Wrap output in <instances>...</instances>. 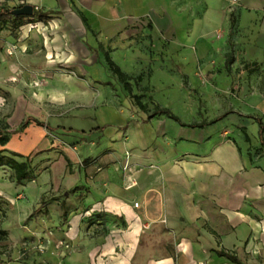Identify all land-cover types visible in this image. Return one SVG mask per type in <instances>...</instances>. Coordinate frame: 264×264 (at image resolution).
<instances>
[{"label": "crops", "instance_id": "crops-1", "mask_svg": "<svg viewBox=\"0 0 264 264\" xmlns=\"http://www.w3.org/2000/svg\"><path fill=\"white\" fill-rule=\"evenodd\" d=\"M40 1L43 8L38 10L46 13L48 19L57 16L55 22L61 24L62 30L61 34L56 30L54 42H48L47 37H44L45 50L50 54L54 51L70 54L69 59L77 69L87 68L101 60V51L107 67L105 56L108 54L130 76L131 70L141 69L140 55L144 63H149L152 60L151 53L157 55L162 50L168 56L167 63L172 62L171 57L178 56L175 61L183 71L195 70L199 64L203 70L220 71L221 85L228 81L238 88L236 95L231 97V111L205 114L201 120L192 122H186L178 116L185 124L219 118L213 123L190 127L167 116L180 127L203 135L210 131L230 135L232 141L226 139L221 144L216 143L218 140L199 142L187 136L176 148L178 153L189 154L179 162L182 173L175 174L177 167L172 164L162 188L149 185L132 192L123 188L128 180H122L115 173L90 179L83 174L75 180H62L53 176L51 183L55 196L73 186L87 189L86 195L78 197L81 190H77L70 196L73 206L70 211L73 248L63 262L264 264V93L259 92V88H264V0H240L234 12H230L227 0ZM134 20L148 25L142 32L146 37L141 43H132L129 40L132 33L124 30ZM81 27L90 33L94 43L87 40L80 42L77 50L66 47L68 50L64 51V45H72L73 41L85 36L84 33L79 36ZM95 30L101 31L99 37L118 39V42L109 48L99 42L95 44ZM8 36L5 44L18 45L19 39L15 33ZM140 47L146 53L141 54ZM158 61H161L159 57ZM148 67L153 69L152 65ZM138 76L143 78L142 74L136 78ZM18 108L23 110L22 107ZM244 108L248 109L247 112H243ZM82 114L83 117H90L87 112ZM159 116L165 115L159 114L141 122L148 123ZM226 120H230L232 125H225ZM259 121L263 125V141L260 139ZM96 128L99 126L93 124L77 130L84 135ZM79 142L76 141V144ZM11 145L9 139L1 148L19 153ZM65 155L71 162L78 154L74 152V157L67 153ZM93 166L96 165L93 163ZM53 167L50 166V172ZM51 183L37 182L36 179L23 181L18 193L24 192L28 197L40 196L46 192L48 185L51 187ZM53 202L58 203L60 209L67 205L68 199L48 203V210ZM134 202H138L139 207H135ZM91 213H104L105 217L134 215L126 218L127 233L132 231V227L137 231L147 225L148 220L151 225L165 221L166 227L179 239V242L173 243L171 238L172 245L177 246V261L169 245L151 256L136 258V242L129 240L126 234H120V227H111L103 240L91 242L84 235L86 228L83 222L85 216ZM225 254L230 255L231 259Z\"/></svg>", "mask_w": 264, "mask_h": 264}, {"label": "rangeland", "instance_id": "rangeland-1", "mask_svg": "<svg viewBox=\"0 0 264 264\" xmlns=\"http://www.w3.org/2000/svg\"><path fill=\"white\" fill-rule=\"evenodd\" d=\"M227 2L230 12H234L240 0ZM26 3L36 5L40 10L43 8L40 0H3L0 1V9H14ZM55 18L57 16L49 19L0 17V131L8 133L11 146L16 147L19 153L30 155L31 172L37 182L51 183L53 176L75 180L83 174L90 179L115 173L122 180H128L123 188L132 192L149 185L162 188L172 164L177 167L175 174L182 173L179 162L189 154L178 153L176 148L187 136L199 142L218 140L216 143L221 144L226 139L232 141L230 135L215 131L203 135L180 127L166 115L155 117L148 123L141 122L156 104L168 107L186 122L201 120L205 114L231 111V97L236 95L238 88L228 81L221 85L220 71L203 70L199 64L195 70L183 71L181 65L176 64L178 56L171 57L172 62L167 63V54L160 50V54L151 53L149 63H144L140 55L141 69L130 71V93L111 74L102 60L101 51V60L79 69L71 63L70 54L47 52L43 45L44 37L48 42H54L56 30L62 33L61 24H56ZM147 27L140 20H134L124 30L132 33L129 39L132 43H141L146 37L142 32ZM79 31V36L84 33L86 38L82 36L72 45H64V51L66 47L76 49L80 42L87 40L94 43L87 30L81 27ZM13 33L19 40L17 53L10 56L5 53V43L8 35ZM100 34V30H95V44L99 42L109 48L118 42V39H103ZM40 37L43 39L41 42ZM139 52L143 54L146 50L140 47ZM150 65L153 69L148 67ZM138 74L143 76L141 81H136ZM259 89L264 93V88ZM133 95L139 97L145 110L136 104ZM18 107L29 114H24ZM247 110L244 108L243 112ZM85 112L89 113V118L83 117ZM28 116L54 129L37 125L32 120L20 127L21 121ZM127 123L128 128L123 130L121 127ZM93 124L102 129L96 128L84 135L77 130ZM224 124L232 125L230 120ZM78 140L80 142L76 144ZM74 152L78 155L70 162L65 153L74 157ZM50 166H54L51 172ZM9 175L8 167H0V264H65L63 259L73 248L70 196L77 190H81L78 197L86 195L87 189L73 186L55 196L51 183V187L48 185L40 196L28 197L24 192L18 193L21 184L12 181ZM62 198L68 199L64 208L59 209L58 203L53 202L47 209L48 203L60 202ZM42 200L47 203L40 207ZM133 216L88 214L83 219L86 224L84 235L97 243L103 240L111 227H120V234H126L129 240L136 242V258L151 256L169 245L177 261V246L172 242L177 243L179 239L166 227L165 221L151 225L148 220L140 230L135 231L132 227V231L127 233L126 218Z\"/></svg>", "mask_w": 264, "mask_h": 264}, {"label": "trees", "instance_id": "trees-1", "mask_svg": "<svg viewBox=\"0 0 264 264\" xmlns=\"http://www.w3.org/2000/svg\"><path fill=\"white\" fill-rule=\"evenodd\" d=\"M32 16H37L41 19H48V15L46 13H43L41 11H39L38 9H34V14ZM0 17H10L13 19H20L23 17H26L24 15H14L12 14V9H8V8H1L0 9ZM106 61L108 64L109 69L112 71V73L117 77L118 81L122 83L123 87L131 93L132 91V87L130 84V79H132L131 76L127 75L125 72H123L120 67L114 63V61L110 58V56L107 54L106 56ZM142 77L138 76L136 78V81L141 80ZM133 98L135 99L136 104L142 109L145 110L146 107L145 105H143L139 99L138 96L133 95ZM159 114H163L168 116L169 118L177 121L178 123H180L181 125H188L190 127H201L206 123H213L215 122L217 119L219 118H215L213 120H210L208 122L205 121H201V122H196V123H190V124H185L184 122L181 121V119L173 113V111L167 107H162L158 104L155 105V107L153 108V110H151L147 117L145 119H143V122L148 121L151 117H154L156 115ZM32 120L33 122H35L37 125H41L44 126L50 130H53L54 128L51 127L49 124L44 123L40 120H38L35 117L32 116H28L26 117L21 123H20V127H24L25 125H28L29 121ZM129 123L123 125L121 128H123V130H125L126 128H128ZM259 132H260V139L261 141H263V125L262 123L259 121ZM99 129H102V127H99ZM14 133V132H12ZM9 141V135L7 132H3L0 131V146L3 147L5 146ZM29 156L30 155H26L23 156L22 154L18 153V152H14V151H8L6 148H0V167H8L10 170V179L12 181H15L16 183H22L23 181H32L35 180V175L31 172V168H30V164H29ZM24 158L23 160H17L16 158ZM69 163V161L67 162ZM46 201L42 200L40 207L45 206L46 205ZM33 214V213H32ZM3 234L5 233L3 230L1 231ZM228 258L231 259V256L228 254H225Z\"/></svg>", "mask_w": 264, "mask_h": 264}, {"label": "water", "instance_id": "water-1", "mask_svg": "<svg viewBox=\"0 0 264 264\" xmlns=\"http://www.w3.org/2000/svg\"><path fill=\"white\" fill-rule=\"evenodd\" d=\"M14 15L32 16L34 14V7L31 4H23L12 10Z\"/></svg>", "mask_w": 264, "mask_h": 264}, {"label": "built area", "instance_id": "built-area-1", "mask_svg": "<svg viewBox=\"0 0 264 264\" xmlns=\"http://www.w3.org/2000/svg\"><path fill=\"white\" fill-rule=\"evenodd\" d=\"M233 1H236V0H233ZM34 9H38V7L37 6H34ZM16 52H17V44L16 43H8V44H5V53L7 55L12 56V55H15ZM134 206L135 207H139V203L138 202H134Z\"/></svg>", "mask_w": 264, "mask_h": 264}]
</instances>
